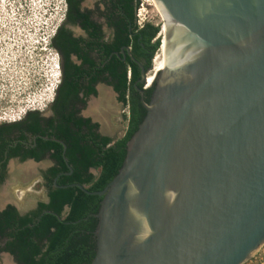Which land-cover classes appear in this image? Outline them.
Returning <instances> with one entry per match:
<instances>
[{
    "label": "water",
    "instance_id": "95a60500",
    "mask_svg": "<svg viewBox=\"0 0 264 264\" xmlns=\"http://www.w3.org/2000/svg\"><path fill=\"white\" fill-rule=\"evenodd\" d=\"M155 2L178 56L148 101L136 86L145 115L116 175L61 187L102 197L90 264H243L264 244V0Z\"/></svg>",
    "mask_w": 264,
    "mask_h": 264
},
{
    "label": "trees",
    "instance_id": "16d2710c",
    "mask_svg": "<svg viewBox=\"0 0 264 264\" xmlns=\"http://www.w3.org/2000/svg\"><path fill=\"white\" fill-rule=\"evenodd\" d=\"M82 0H65L68 19L75 14L81 15L84 24L88 23L87 15L91 11L82 12L79 4ZM99 3L104 5L100 10ZM140 0H97V10L103 13L112 28L113 40L105 57L113 51V62L121 61L120 47L124 46L133 56H127L125 64H112V74L119 82H113L122 100L127 102L129 114L127 127L122 137L99 138L92 130H83L89 119L77 117L71 108L72 100L65 94L54 93L50 104L54 109L52 117H44L42 111H27L22 119L0 125V150L5 147V136L14 132L31 131L37 136L39 152H33L41 159L45 151H51L50 157L54 165L44 173L43 185L48 189V201H40L37 208L24 214L13 205L0 211V252L12 254L18 264H90L95 254L94 230L97 219L93 216L98 211L101 196L84 192L77 186H66L79 183L89 191L101 190L116 175L126 154V142L137 129L145 115V108L140 100L136 86L144 89V99L149 100L152 88H144L138 82L141 63L145 70L151 65V58L160 47L158 36L160 25L146 21L137 24L136 10ZM61 33V32H60ZM58 33L54 40L60 38ZM115 52H118L116 54ZM152 72L147 75L146 87L153 81ZM118 74V75H117ZM79 75L76 74V78ZM136 83V85H135ZM72 82L68 91H75ZM126 91L128 97L126 98ZM57 138L62 143L44 139ZM65 155L68 165L63 158ZM91 168L96 169L93 173ZM56 179V184L54 180Z\"/></svg>",
    "mask_w": 264,
    "mask_h": 264
},
{
    "label": "flooded vegetation",
    "instance_id": "af4514ba",
    "mask_svg": "<svg viewBox=\"0 0 264 264\" xmlns=\"http://www.w3.org/2000/svg\"><path fill=\"white\" fill-rule=\"evenodd\" d=\"M86 1L82 0L80 2L79 9L82 12L91 11L87 15L88 23L84 24L85 18L77 14L68 19L66 12L68 6L65 3L63 17L58 23L55 35L51 39V47L58 53L60 69V83L55 92L60 95L65 94L69 100H72L71 108L77 117L89 119L88 126H83L84 131H88V127H90L89 130L99 135V138L108 137L116 140L125 133L129 109L127 102L121 99L120 92L116 91L113 86V82H119V80L117 76L114 77L112 74V64H117L116 70L119 74V64L126 63V58L129 56L128 50L124 46L120 47L121 61L118 62H113L111 59L113 51H110L108 56L105 57L106 51L111 47L113 40L112 28L108 24L106 16L97 10V0H90L92 1L90 5ZM98 7L100 10L104 9V5L101 3H99ZM58 33L61 35L58 41L55 42L54 37ZM115 53L118 54V52ZM140 65L142 64L140 63ZM142 67L144 68L143 65ZM150 68L151 65L147 70L144 68L145 72H149ZM76 74L79 75L78 78H76ZM70 82L76 88L74 92L68 91V84ZM143 87L153 89L151 85L146 87L145 82L143 83ZM127 97L128 93L126 91ZM114 104L120 108L121 120L126 122L123 134L119 137L115 135L116 130L108 128L104 118L105 113ZM54 113L53 107L49 105L42 112V115L48 118L52 117ZM22 117L20 118L22 119ZM9 122L11 121H3L0 122V125ZM37 136L41 135H34L28 130H24L22 133L14 132L5 136V140L8 142L0 150V211L4 210L8 205H13L20 214H24L37 208L40 201H48V189L45 185H42L43 198L34 200L25 208L19 207L16 203L9 200L11 189L16 184L30 178L32 169L28 165L29 162L35 161L42 164L33 171L42 182H44L45 171L54 165V160L50 157L51 151H45L41 159H37L33 155V152L37 153L41 149L36 142ZM42 137L50 140L57 139L54 137ZM57 140L62 143L64 153V142L60 139ZM91 171L97 173L96 169L91 168ZM2 252H0V262L2 261ZM10 255L12 260L18 264L14 256Z\"/></svg>",
    "mask_w": 264,
    "mask_h": 264
},
{
    "label": "rangeland",
    "instance_id": "374dc122",
    "mask_svg": "<svg viewBox=\"0 0 264 264\" xmlns=\"http://www.w3.org/2000/svg\"><path fill=\"white\" fill-rule=\"evenodd\" d=\"M64 10V0H0V122L22 117L28 109L44 112L51 104L58 53L46 39ZM136 18L137 24L150 21L160 29L163 23L160 9L146 0H140ZM104 118L117 137L123 134L126 122L121 120L117 105ZM33 171L9 193V200L19 207L43 198L42 181ZM243 264H264V244Z\"/></svg>",
    "mask_w": 264,
    "mask_h": 264
},
{
    "label": "bare ground",
    "instance_id": "6f19581e",
    "mask_svg": "<svg viewBox=\"0 0 264 264\" xmlns=\"http://www.w3.org/2000/svg\"><path fill=\"white\" fill-rule=\"evenodd\" d=\"M147 1H151V4L152 5L156 6V8H158V9H160L159 6H158V4L155 2V0H146V2ZM160 11L163 14L162 10H160ZM162 19H163V21L165 20L164 19V14H163V18ZM163 27H164V24L162 23L161 28H163ZM160 32H161V34H163V29L160 30ZM160 32H159L158 36H160ZM160 37L162 38V36H160ZM162 42L164 44V39L162 40ZM163 44L160 46V48L158 49L157 53L153 57V60H152V69H151L152 76H154L156 74V72H158L159 70H161L165 66V64L167 62H172V60H174V58H176L178 56V48H176L175 50H173V52H171L170 55L166 56V53H165L164 45ZM191 56H192V53L191 52H188V53H186L184 55L183 60L189 59V58H191ZM8 119L10 121H15L18 118L17 119L16 118L15 119L14 118H7L5 120H8ZM4 264H10V263H9L8 260H5V263Z\"/></svg>",
    "mask_w": 264,
    "mask_h": 264
},
{
    "label": "clouds",
    "instance_id": "9594fccd",
    "mask_svg": "<svg viewBox=\"0 0 264 264\" xmlns=\"http://www.w3.org/2000/svg\"><path fill=\"white\" fill-rule=\"evenodd\" d=\"M64 2H65V0H64ZM57 71H58V69H57ZM60 70L58 71V74L56 75V77H55V81H54V83L51 85L52 86V88H51V92L54 94L55 93V90L57 89V87H58V85H59V83H60ZM53 97H54V95L52 96V98H51V102H52V100H53ZM30 109H28L27 111H29ZM32 110V109H31ZM26 110L23 112V115L27 112ZM20 117H18V119H19ZM17 119V120H18Z\"/></svg>",
    "mask_w": 264,
    "mask_h": 264
},
{
    "label": "built area",
    "instance_id": "2783aa9c",
    "mask_svg": "<svg viewBox=\"0 0 264 264\" xmlns=\"http://www.w3.org/2000/svg\"><path fill=\"white\" fill-rule=\"evenodd\" d=\"M61 21V20H60ZM139 25H141V24H139ZM57 27H58V24L55 26V27H53L52 29H51V32H50V35L47 37V39H46V43L48 44V43H51V39L53 38V36L55 35V33H56V30H57ZM56 65H57V69H58V71L60 70L59 69V62H58V60H57V62H56ZM147 75H148V73H146V79H147ZM145 83H146V80L144 81Z\"/></svg>",
    "mask_w": 264,
    "mask_h": 264
}]
</instances>
